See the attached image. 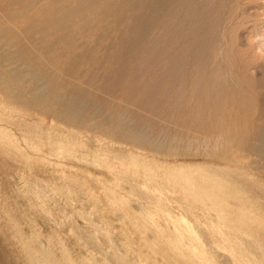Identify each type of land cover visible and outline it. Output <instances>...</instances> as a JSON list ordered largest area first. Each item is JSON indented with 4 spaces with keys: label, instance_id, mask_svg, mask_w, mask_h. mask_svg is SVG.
Here are the masks:
<instances>
[{
    "label": "rangeland",
    "instance_id": "374dc122",
    "mask_svg": "<svg viewBox=\"0 0 264 264\" xmlns=\"http://www.w3.org/2000/svg\"><path fill=\"white\" fill-rule=\"evenodd\" d=\"M81 2L0 0V264H264V0Z\"/></svg>",
    "mask_w": 264,
    "mask_h": 264
},
{
    "label": "bare ground",
    "instance_id": "6f19581e",
    "mask_svg": "<svg viewBox=\"0 0 264 264\" xmlns=\"http://www.w3.org/2000/svg\"><path fill=\"white\" fill-rule=\"evenodd\" d=\"M34 1V0H33ZM82 2L76 7V9L74 10V13H77V12H79V11H81V9H82V7L83 6H85V5H88L89 3H95L97 0H81ZM165 1V0H164ZM177 2L179 1V0H176ZM192 1V0H191ZM159 2V1H158ZM157 2V3H158ZM185 2V1H184ZM205 2V1H204ZM71 3V2H70ZM167 3H168V0H167ZM201 4V3H200ZM171 5V4H170ZM151 7V6H150ZM185 7V6H184ZM194 7V6H193ZM154 8V7H153ZM174 8V7H173ZM175 9V8H174ZM184 9V8H183ZM198 9H200L199 7H198ZM191 10V9H190ZM160 11V10H159ZM183 11H185V10H183ZM182 11V12H183ZM196 11H197V9H196ZM140 13V12H139ZM155 13V12H154ZM174 13V12H173ZM156 14V13H155ZM160 14V13H159ZM176 14V13H175ZM187 14V13H186ZM191 14V13H190ZM183 15H184V13H183ZM77 16V15H76ZM80 16V15H79ZM201 17V16H200ZM138 18V17H137ZM177 18V17H176ZM175 18V19H176ZM178 19V18H177ZM187 22V21H186ZM197 22V21H196ZM209 22V21H208ZM176 23V22H175ZM182 23V22H181ZM190 23V22H189ZM138 24V23H137ZM50 25H51V23H50ZM54 25V24H53ZM78 25V24H77ZM198 25V24H197ZM200 25V24H199ZM55 26V25H54ZM56 27V26H55ZM54 27V28H55ZM53 28V29H54ZM176 28V27H175ZM182 30V29H181ZM196 30V29H195ZM207 30V29H206ZM215 31V30H214ZM213 31V32H214ZM192 32V31H191ZM199 32V31H198ZM193 33V32H192ZM215 33V32H214ZM48 34V33H47ZM76 35V34H75ZM177 35V34H176ZM194 37V36H193ZM190 38V37H189ZM121 40H123V39H121ZM118 42V41H117ZM200 42V41H199ZM201 43V42H200ZM209 43V42H208ZM199 44V43H198ZM112 45V44H111ZM121 45H123V43L121 44ZM203 45V44H202ZM131 47V46H130ZM203 48V47H202ZM202 52V51H201ZM153 56V55H152ZM173 58H174V56H173ZM179 58V57H178ZM197 58V57H196ZM193 60V59H192ZM146 62V61H145ZM210 67V66H209ZM179 70V69H178ZM213 73V72H212ZM48 75V74H47ZM204 76H206V74L204 75ZM211 78V77H210ZM177 79V78H176ZM189 79H187V81H188ZM163 82H164V80H162ZM196 82V81H195ZM194 82V83H195ZM199 82V81H198ZM201 82V81H200ZM199 82V83H200ZM220 82V81H219ZM213 83V82H212ZM215 83V82H214ZM217 84V83H216ZM223 84V83H222ZM192 85H194V84H192ZM206 85V84H205ZM177 86V85H176ZM180 86H181V84H180ZM182 86H184V85H182ZM150 87V86H149ZM166 87V86H165ZM184 87H186V86H184ZM197 87V86H196ZM196 87H194V88H196ZM190 88V87H189ZM202 88V87H201ZM197 89H199L198 87H197ZM204 88H202V90H203ZM214 89V88H213ZM219 89V88H218ZM156 91V90H155ZM175 91H176V89H175ZM193 91V90H192ZM183 92V91H182ZM195 92V91H194ZM178 93V92H177ZM90 94V93H89ZM93 95V94H92ZM194 95V94H193ZM197 95V94H196ZM209 95V94H208ZM221 96V95H220ZM215 97V96H214ZM218 97V96H217ZM208 98V97H207ZM195 101V100H194ZM197 101H199V100H197ZM206 101V100H205ZM192 102V101H191ZM200 102V101H199ZM210 102H212V101H210ZM86 103V102H85ZM203 103V102H202ZM163 104V103H162ZM165 105V104H164ZM188 105V104H187ZM210 105V104H209ZM207 107V106H206ZM178 110V109H177ZM188 111V110H187ZM224 114V113H223ZM187 120V119H186ZM192 121V120H191ZM194 123V122H193ZM214 123V122H213ZM196 124V123H195ZM186 125V124H185ZM187 126V125H186ZM195 126H197V125H195ZM213 126V125H212ZM262 129V128H261ZM260 129V130H261ZM261 136V135H260ZM262 137V136H261ZM264 142V141H263ZM253 247H255V245L253 246ZM252 247V248H253ZM249 248H251V246H249ZM249 248H247L248 250H249ZM253 249H256V247L255 248H253ZM257 249H258V247H257ZM247 250V252H245V254L246 253H248V254H250V252L251 251H248ZM244 251H246V250H244ZM253 251V250H252ZM255 251V250H254ZM260 250L258 249V251L257 252H259ZM262 251H263V249H262ZM260 253V252H259ZM252 254H253V252H252ZM256 254H258V253H255L254 255H256ZM261 254V253H260ZM242 255H243V253H242ZM250 258H252V257H250ZM247 259H249L248 257H247ZM249 260H251V259H249ZM256 260H257V258H256Z\"/></svg>",
    "mask_w": 264,
    "mask_h": 264
}]
</instances>
